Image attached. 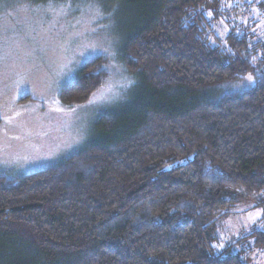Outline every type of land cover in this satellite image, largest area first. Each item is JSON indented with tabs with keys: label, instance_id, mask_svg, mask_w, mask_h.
<instances>
[{
	"label": "trees",
	"instance_id": "16d2710c",
	"mask_svg": "<svg viewBox=\"0 0 264 264\" xmlns=\"http://www.w3.org/2000/svg\"><path fill=\"white\" fill-rule=\"evenodd\" d=\"M129 1L142 22L118 59L136 89L77 152L0 174V264H247L214 249L215 225L264 196V44L234 29L210 42L228 0ZM105 62L83 64L61 105L84 102ZM249 76L247 89H224ZM248 238L264 247V232Z\"/></svg>",
	"mask_w": 264,
	"mask_h": 264
},
{
	"label": "rangeland",
	"instance_id": "374dc122",
	"mask_svg": "<svg viewBox=\"0 0 264 264\" xmlns=\"http://www.w3.org/2000/svg\"><path fill=\"white\" fill-rule=\"evenodd\" d=\"M142 9L129 0H0L1 175L46 168L77 152L93 137L97 117L134 93L137 83L118 49L127 29L142 22ZM216 9L212 44H223L232 29L264 44V0H228ZM100 55L106 59L101 84L84 102L61 105L60 88ZM251 85L246 78L224 89ZM215 226L217 252L229 247L247 264H264V247L251 248L248 238L264 232V196L237 204Z\"/></svg>",
	"mask_w": 264,
	"mask_h": 264
},
{
	"label": "snow or ice",
	"instance_id": "6c2138e0",
	"mask_svg": "<svg viewBox=\"0 0 264 264\" xmlns=\"http://www.w3.org/2000/svg\"><path fill=\"white\" fill-rule=\"evenodd\" d=\"M247 79H248L249 81H251V80H252V77H251V76H249Z\"/></svg>",
	"mask_w": 264,
	"mask_h": 264
}]
</instances>
